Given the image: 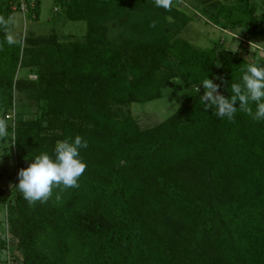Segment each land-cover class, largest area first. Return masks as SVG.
<instances>
[{"label":"trees","instance_id":"16d2710c","mask_svg":"<svg viewBox=\"0 0 264 264\" xmlns=\"http://www.w3.org/2000/svg\"><path fill=\"white\" fill-rule=\"evenodd\" d=\"M26 1L23 11L21 0H0V15L37 17L38 0ZM196 1L242 36L241 52L185 37L193 15L182 0L171 11L154 0H57L66 19L86 21L85 33L52 28L8 45L0 29V119L18 107L17 94L37 111L0 139L16 186L19 170L57 141L79 135L88 144L79 187L57 189L60 200L29 206L16 186L9 195L0 185V230L21 264H264V120L205 111L199 85L208 76L230 97L241 69L256 62L252 42L264 43V1ZM177 81L186 94L165 120L144 125L132 114L133 103L161 98ZM7 244L0 235V248Z\"/></svg>","mask_w":264,"mask_h":264},{"label":"clouds","instance_id":"9594fccd","mask_svg":"<svg viewBox=\"0 0 264 264\" xmlns=\"http://www.w3.org/2000/svg\"><path fill=\"white\" fill-rule=\"evenodd\" d=\"M155 6L171 11L174 0H154ZM16 23L13 16L0 15V29L5 32V42L8 45L19 43L12 33ZM150 27L155 28L153 21ZM220 67L221 65H216ZM241 82L231 84L230 97L220 94V85L205 77L199 85L205 89L201 96L204 110L215 109L214 115L221 119L227 117L233 121L237 110L243 111L255 121L264 120V63H248L241 69ZM222 83H227L222 77H217ZM199 92V86L196 88ZM238 102V107L235 105ZM253 105L255 108H253ZM7 123L0 119V139L7 136ZM87 141L77 135L74 139L57 141L52 154L40 153L33 157V162L27 168L18 172L19 183L16 186L29 206L37 202L46 203L53 198L60 200L56 194L69 188H78L80 177L87 169V164L81 157L80 149L87 148Z\"/></svg>","mask_w":264,"mask_h":264},{"label":"rangeland","instance_id":"374dc122","mask_svg":"<svg viewBox=\"0 0 264 264\" xmlns=\"http://www.w3.org/2000/svg\"><path fill=\"white\" fill-rule=\"evenodd\" d=\"M231 1V0H230ZM264 1V0H260ZM38 16L34 17L32 12H17L15 14V30L14 36L21 34L22 40L26 41L27 33H47L52 28L65 33H77L79 35L86 32V21H72L65 18V10L62 4L57 0H38ZM174 4H176L174 0ZM196 0H182L179 5L184 11L193 15V20L185 28L183 35L192 42L202 47H210L214 41H223L225 46L241 52L240 44L242 36H235L237 32H229L223 30L219 25L215 24L210 18L204 15L200 10L196 9ZM237 35V34H236ZM251 52L249 56L254 57L257 63H264V43L260 39H255L251 44ZM30 78L36 79L37 75L31 74ZM167 94L161 98L154 99L146 103H133L130 106L132 114L138 117L142 124H154L165 120L181 104L185 90L181 83L175 82L166 89ZM171 92V93H170ZM18 107L10 114L13 119H7L9 126L17 118H31L37 115L35 106L24 104L20 106V94H17ZM0 171L4 172V176L0 178V185L8 190L9 195L13 192L17 182V171L14 161L4 162L0 158ZM6 219L5 206H0V223L4 226ZM2 238H7L8 244L4 249L0 248V264H21V252L11 243V234L0 230Z\"/></svg>","mask_w":264,"mask_h":264},{"label":"built area","instance_id":"2783aa9c","mask_svg":"<svg viewBox=\"0 0 264 264\" xmlns=\"http://www.w3.org/2000/svg\"><path fill=\"white\" fill-rule=\"evenodd\" d=\"M34 1L35 0H32L31 2H32V4H34ZM20 7H21V9L23 10V11H26L27 10V1L26 0H21V5H20ZM7 118L8 119H13V115L12 114H8L7 115Z\"/></svg>","mask_w":264,"mask_h":264}]
</instances>
